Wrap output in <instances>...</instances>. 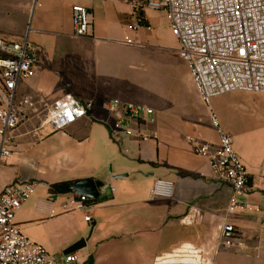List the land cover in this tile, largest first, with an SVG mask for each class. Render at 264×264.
I'll return each instance as SVG.
<instances>
[{"label": "crops", "instance_id": "1", "mask_svg": "<svg viewBox=\"0 0 264 264\" xmlns=\"http://www.w3.org/2000/svg\"><path fill=\"white\" fill-rule=\"evenodd\" d=\"M76 4L92 13L90 36L73 33ZM135 10L141 12L136 0L33 1L31 31L24 35H29L43 56L33 75L19 83L18 93L45 96L49 101L69 94L81 101L93 100L94 107L88 116L48 135L33 130L34 123L21 125L11 141L12 154L0 158V192L14 181L34 182L16 220L26 235L53 253L84 238L90 225L97 224L100 210L107 209L115 221L123 216L131 223L148 225L139 231L149 240H158L155 261L175 258L172 253L181 247L197 251L204 246L206 262L202 264H264V107L261 111L255 107L256 100L264 102V94L233 91L215 97L212 103L255 187L242 197L253 207L230 214L248 244L243 250L220 246L232 188L214 177L206 158L195 152L189 140H218L190 72L185 99L176 103L150 100L145 106L153 108L154 114L132 123L134 130L151 135L149 139L109 138L116 120L108 109L110 101L120 98L139 103L136 64L147 46L138 38L127 42L131 39L128 30H132L128 17ZM140 29H144L141 36L151 37L152 27L136 31ZM124 173L128 176L113 178ZM84 178L101 181L114 193L107 198L105 191L100 196L105 201L91 202V222L85 220L84 211L73 210L74 192L50 190L52 183ZM158 178L173 182L172 196H151ZM89 253L90 263L95 264Z\"/></svg>", "mask_w": 264, "mask_h": 264}, {"label": "built area", "instance_id": "2", "mask_svg": "<svg viewBox=\"0 0 264 264\" xmlns=\"http://www.w3.org/2000/svg\"><path fill=\"white\" fill-rule=\"evenodd\" d=\"M146 1L149 8L167 12L172 32L179 42L178 53L188 66L218 136L216 142H199L195 137L189 140L195 152L206 158L214 177L232 188L226 205L227 216L221 226L220 246L229 250L246 249L248 244L238 225L231 221L230 214L253 207L242 197L255 187L247 166L234 148L232 136L222 127L212 103L215 97L233 91L264 94V0ZM128 21L133 30L151 27L147 19L137 13L131 14ZM72 27L76 37L92 35L93 16L86 6L73 5ZM30 31L31 28L28 33ZM127 42L132 43V39ZM42 56L28 34L19 41L0 37V158L12 154L11 141L21 125L34 123L33 130L48 135L88 116L94 107L93 100L81 101L69 94L54 101L45 96L20 95L19 83L33 75ZM108 109L116 117L110 126V135L115 141L123 136H136L139 141L151 137L140 129L134 130L131 125L152 116L153 108L114 98ZM33 188L34 182L14 181L0 192V264H92L87 249L53 253L21 230L16 215ZM172 191V181L158 178L151 196L170 197ZM72 204L74 211H84L85 220L92 221L88 212L91 198L76 195ZM204 253V246L197 251L181 247L172 253L175 258L152 264H202L206 262Z\"/></svg>", "mask_w": 264, "mask_h": 264}, {"label": "rangeland", "instance_id": "3", "mask_svg": "<svg viewBox=\"0 0 264 264\" xmlns=\"http://www.w3.org/2000/svg\"><path fill=\"white\" fill-rule=\"evenodd\" d=\"M34 0H0V37L19 41L31 26V7ZM139 15L149 20L151 37L141 36L144 29L128 30L131 39L143 40L147 46L137 60L139 103L147 105L150 100L161 99L176 103L185 99L191 85L188 66L176 49L179 47L177 37L173 34L167 12L152 9L146 0H136ZM144 35V34H143ZM25 37L27 36L24 35ZM143 57V62H142ZM259 95V94H258ZM258 111L264 102L256 100ZM111 140L112 137L109 135ZM109 170L113 171L109 167ZM123 179V178H121ZM107 198L113 196L111 187L104 193ZM152 203V202H150ZM97 224H91L84 238L86 248L92 253L95 264H152L158 258V240H149L139 230L147 228L146 224L133 222L121 216L118 221L111 219L109 211L99 212ZM156 225H153L155 227Z\"/></svg>", "mask_w": 264, "mask_h": 264}, {"label": "water", "instance_id": "4", "mask_svg": "<svg viewBox=\"0 0 264 264\" xmlns=\"http://www.w3.org/2000/svg\"><path fill=\"white\" fill-rule=\"evenodd\" d=\"M128 176V173L124 174H115L113 176L114 179H118L120 177ZM108 185H104L99 187L97 181L94 178H84L77 180L74 184H72L69 188V192H74L75 195H86L91 199H96L101 196L102 193L106 191ZM86 239L82 238L70 247H68L64 252L70 253L75 252L86 246Z\"/></svg>", "mask_w": 264, "mask_h": 264}, {"label": "trees", "instance_id": "5", "mask_svg": "<svg viewBox=\"0 0 264 264\" xmlns=\"http://www.w3.org/2000/svg\"><path fill=\"white\" fill-rule=\"evenodd\" d=\"M77 180H65V181H59V182H55L50 184V190L52 192H68V188L74 184ZM99 186H104V184L101 181H97ZM106 197H99L96 199H91V202L93 203H98V202H102L105 201Z\"/></svg>", "mask_w": 264, "mask_h": 264}]
</instances>
